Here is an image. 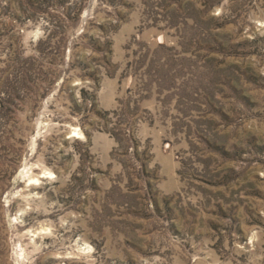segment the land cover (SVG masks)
I'll return each mask as SVG.
<instances>
[{
    "label": "rangeland",
    "instance_id": "374dc122",
    "mask_svg": "<svg viewBox=\"0 0 264 264\" xmlns=\"http://www.w3.org/2000/svg\"><path fill=\"white\" fill-rule=\"evenodd\" d=\"M0 264H264V0H0Z\"/></svg>",
    "mask_w": 264,
    "mask_h": 264
}]
</instances>
